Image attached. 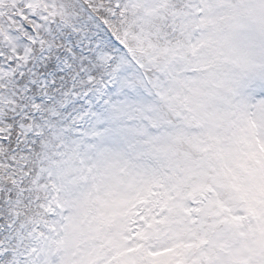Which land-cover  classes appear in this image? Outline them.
<instances>
[{
  "label": "snow or ice",
  "instance_id": "6c2138e0",
  "mask_svg": "<svg viewBox=\"0 0 264 264\" xmlns=\"http://www.w3.org/2000/svg\"><path fill=\"white\" fill-rule=\"evenodd\" d=\"M0 264H264V0H0Z\"/></svg>",
  "mask_w": 264,
  "mask_h": 264
}]
</instances>
